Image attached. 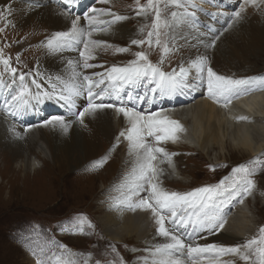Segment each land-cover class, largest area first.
Instances as JSON below:
<instances>
[{"label":"rangeland","instance_id":"1","mask_svg":"<svg viewBox=\"0 0 264 264\" xmlns=\"http://www.w3.org/2000/svg\"><path fill=\"white\" fill-rule=\"evenodd\" d=\"M19 1L25 4L24 0ZM57 1H60L62 7L69 11L70 4L66 5L63 0ZM29 2L35 5L39 4V0ZM197 2L195 0H180L183 7H177L171 0H161V44L157 45L155 37H153L152 45L149 46L148 43L134 45L131 41L147 39V33L151 30L154 14L150 11L147 15L137 16L136 0H111V6L103 9L110 8L113 12L128 17V19L120 21L127 26L122 27V35L124 36L116 39H104L107 40L109 45H112L108 48H101V56L98 62L101 67H99V70L105 74L112 65H121L136 59L135 53L141 51L147 54L154 65L158 66L160 63L163 66L165 64L166 67L169 66L168 70H170L171 63L174 62L173 65H178L181 61L180 58L178 59L179 56H182L183 59V53H190L191 50H196L197 45H200V43L208 42L209 48H212L210 49L209 59L214 68L216 67L222 73L227 72L229 69V76L235 79L256 78L257 76L263 79L264 3L257 0L256 5H246L245 11L241 13L242 20H235L232 18L233 15H230L228 16L230 20L227 19L220 24L221 29H224L221 31L222 34L218 33V35L222 36L226 32L224 34L226 39H223V42L229 44L227 50L224 44L219 46L216 39L212 38V36H218L216 33L206 31V34L200 30V25L210 24L205 14L201 17L183 15L182 18H177V20L172 18V12L182 14L186 11L191 14L195 13L196 6L197 9L202 8L203 10H205L206 5L212 6V3ZM216 2L217 5H223L230 1L216 0ZM139 3L144 5L147 0H139ZM237 3L240 6L242 2ZM166 4L167 7H165ZM238 10L236 7L234 12ZM0 11L5 13V17L0 19V29H3L0 31V55L10 61V68L7 70L5 65L0 62V103L13 104L12 112H20L23 111L20 110L23 107L28 109V105L21 104L19 110H17L16 103L19 102L9 103L12 96L20 95L18 93L19 75L14 77L11 68H16L18 73H30L27 76L33 80V75L40 71V61L44 59L47 50H49L47 46L48 39L56 32L63 31L37 15L32 14L30 17H25L22 8H15L11 11L8 4H4L2 1H0ZM86 13H91V11L88 9L82 15L74 14L73 16L84 18ZM100 15L104 17V14ZM189 16L191 19L195 18L197 20V25L191 24L190 26L187 21ZM165 20L168 22V27H163ZM178 22H181L178 24L180 31L173 32L176 27L173 25ZM83 24L85 26V22L82 23V26ZM247 26L248 28H246ZM128 30H132V32L135 30L133 36L129 35ZM233 38H235L234 41ZM213 39H215L214 46H212ZM165 43L170 49L166 53L163 51ZM118 48L129 50L120 52L117 51ZM224 50L229 53L222 55L225 52ZM224 56L226 57L224 58ZM38 80L42 79L39 78ZM36 85L40 88L38 84ZM23 101L28 103L26 100ZM29 112L32 113V111ZM30 113L27 115H31ZM53 114L64 115V112L53 110L49 111L47 116L51 117ZM40 121H44V117H34L29 123ZM102 138L101 155L96 161H99L97 162L99 166L104 164L103 169L97 165L88 166L90 161L79 160L81 163L79 161L74 163V160H72L67 165H56L52 163V160H47L46 164L40 169L39 174L32 170L25 171L21 163L22 155H15L11 147L0 144V264H37L38 261L41 264H58L53 255L54 253L56 256L63 254L61 258L63 264H68L70 261H75L76 264H84L85 259H87L88 264H97V262L99 264H120V258L123 259L124 264H145V258L147 264H152L154 257L149 251H145L146 248L151 249L152 247L148 246L143 240L130 239L124 242L111 239L114 241L110 242L102 239H109L103 227L104 225L100 221V216L105 213L104 206L107 205L104 204L106 197L103 196L102 189L113 178L111 164L117 165L114 162L121 163L122 160L110 155L115 151V147L113 144L108 145L104 136ZM24 142L26 147L23 149L29 152L30 145L23 138L22 143ZM175 143L183 156L178 164L184 176L180 178L182 183H177L176 181L179 180L173 179L174 183H171L169 187H173L172 191L180 193L190 192L207 185L214 186L221 180L225 181L224 186L226 187V183L232 184L242 175L233 172L234 168L253 164V160H258V156L264 153L262 151L256 156H250L230 149L223 152L217 159L214 152L207 155L204 153L205 151L200 152L190 145H179L177 141ZM54 148L59 154V149L56 146ZM125 149L126 146L121 150ZM219 161L227 164H221L217 167L205 166ZM38 164L42 166L43 162L39 161ZM79 164H81L80 169L72 172L71 169L76 168L75 166L79 167ZM247 169L252 172L249 178L255 182V186L260 185L264 188V166H251ZM184 177L185 179H183ZM104 184L107 185L104 186ZM262 193L264 195V192ZM259 201L256 204L255 200L249 202V218L251 219L250 230L248 229L249 234L247 236L244 234L245 240H242L238 245L243 244L250 234L253 237L260 236L259 229L264 226V196ZM236 216L237 213L230 215L229 219L226 220L227 222L224 221V225L226 226L232 218L235 220ZM78 219H84L85 221L83 233L78 230L79 225L76 223ZM89 222L91 226H89ZM255 226H257L256 231L254 230ZM59 230H64V233H67L65 238L61 239L60 237H63L61 235L58 237ZM187 232H184V234ZM61 244L65 245L66 248H59ZM113 247H115V252ZM243 262V260L238 259L235 264H245Z\"/></svg>","mask_w":264,"mask_h":264},{"label":"bare ground","instance_id":"2","mask_svg":"<svg viewBox=\"0 0 264 264\" xmlns=\"http://www.w3.org/2000/svg\"><path fill=\"white\" fill-rule=\"evenodd\" d=\"M0 1L4 4H8L11 11L15 8H22L25 17H30L33 14L37 15L39 18H43V20L46 19L63 32L71 28V19L76 18L73 16L74 14L82 15L88 9L91 11V9L95 7L103 9L111 6V0H108L106 4L100 3V0H72L69 7L70 10L68 11L62 7L61 2L57 0H39L38 5L32 2L30 3L29 1L31 0H24L23 2L25 4L20 3L19 0ZM195 1H198L197 3H199V1L200 3L203 1L206 4L212 3V6L206 5L205 10L202 8L197 9L196 6L194 14L199 17L205 14V17L210 21L209 25L202 24L199 26L202 32L206 33V31H208L209 33L210 31L217 35L218 33L222 34L221 31L224 29H221L220 24L222 22L224 23L227 19L230 20L228 16L233 15L236 7L239 9L240 6L237 2H243V0H229L230 2L226 4L217 5L216 0ZM98 18L111 20V17L107 15L102 17L99 14ZM190 19L189 16L187 21L190 23V26L191 24L195 25L197 20L192 18L190 21ZM83 22H85V26L84 24L82 26ZM123 23L118 21L107 27V31L94 32L93 39L107 42V40L104 39H116L124 36L122 35V27L127 25ZM179 23L181 22L173 25L176 26L173 32L180 31L178 27ZM79 25L84 28L88 26L87 21L82 16L80 17ZM106 26L108 25H105V27ZM246 28H248V26ZM128 32L129 35L133 36L132 34L135 30H133V32L132 30H128ZM224 34L222 36L218 35V39L215 36H212V38L216 39L217 45L219 44L220 46L224 44V47H226L225 49L228 50L227 45L229 44L223 42V39H226L224 38ZM176 35L178 36V34ZM234 39L235 38H233V41ZM81 49L82 44L72 42L68 46L56 51L47 50L46 56L40 61L41 68L39 75H33V80L29 76H26L23 83L19 81L18 93H20V95L22 94L23 100L28 101V103L25 101L22 103L24 106L28 105V109L23 107V109H20L23 111H15L16 114L13 115V104L7 105L0 103V144L11 147L15 155H22L21 163L25 171L32 170L36 174H39L40 169L46 164L47 160H52V163L56 165H67L72 160H74V163L79 160L85 162L90 161L88 164L89 166L91 163H96L98 165L99 163L97 162L99 161H96V159L101 155V140H103L102 137L104 136L107 144H113L115 147V151L110 153V155L116 156L117 159L122 160L121 163L117 161L114 162L119 166L111 164L112 167H110L112 168L113 178L109 180L110 185L104 184V186H107L102 189L103 196L106 197L104 199V204L107 205L104 206L105 213L100 216L101 224L104 225L103 227L106 235L111 239L113 238L120 241H127L130 239L143 240L148 246L153 247L155 244L165 241L162 237L156 235L155 229L157 226L151 213L142 210L133 211L126 206H118L120 205V201L123 200L130 191L132 177L129 174L137 159V155L131 153L129 150V142L125 138L119 136L121 131H125L130 126L128 120L122 114L117 113L115 108H107L98 110L91 116H86L84 125H81L74 115H68L69 108L65 105L64 101L56 98L62 90L66 94L67 90L73 85L79 86L82 83L81 77L77 74H86L89 76H92L93 73L103 74L102 71L99 70L101 66L100 63H98L99 57L101 56V49H97L95 58L89 61V63L94 65L93 68L89 69H84L82 67L83 60L79 55ZM210 49L212 48H209L208 42L200 43V45H197L196 50H191L190 53L183 55V60L180 65L173 69L177 73L181 66L189 70L188 75L183 77V85L179 88L180 93L178 95L173 94L172 97H169V91L159 90L156 80L148 77L133 84L123 86L117 85V87L120 88L119 98H117L116 95L112 94L111 83L105 80V84L100 85V87L108 88L109 94L103 98V102L112 103L117 106L132 107L136 111L143 112L145 115L152 112H160L163 116L179 121L184 129L178 133L179 139L176 141L179 145L183 144L184 146V140H186L189 143L188 145L192 148L200 152L203 150L207 155L214 152L217 158L222 155L223 152L232 149V151L243 152L244 155L256 156L264 151V78L261 79L258 77L257 82L253 83L251 87H248V85L241 86L240 93L231 98V103H228L227 107L224 106L225 100L223 98L215 99L208 94L207 84H203L199 91L191 90L189 85H193L197 82L201 83L202 81L198 79L196 70L191 67V62L200 56H206L208 65L218 74L229 76V69L227 72L222 73L216 67V69L213 67V63H211L209 59L211 54ZM228 53L229 52L225 51L222 55H227ZM225 57L226 56H224V58ZM69 61L72 63L69 64ZM128 62L118 66L126 65ZM160 68L165 73L173 72V70L171 72L166 70L167 67L165 64ZM39 78L42 80H38ZM93 78L96 80L99 79V77ZM36 84H38L40 88H38ZM94 91H97V89H94ZM49 95L53 98H47ZM142 98L144 100L141 102ZM96 102L100 101L97 100ZM85 105V96L77 97L75 98V106L71 110L73 112H78L82 110V107ZM53 110L63 111L65 119L71 122V127L67 132H64L59 126H53L51 124L45 126L43 121L34 122L32 124L29 123L34 117H44V120L50 119L52 116L57 115L53 114L51 117L47 116L48 112ZM29 111H32V113ZM28 113L31 115H27ZM241 116L247 117V119H238V117ZM25 129L28 130L25 131ZM254 132H256V134H254ZM17 133H19V135H17ZM255 135L257 136L255 137ZM21 138L27 140V143L30 145L29 152L23 149L26 147V144L25 142L22 143ZM149 142H153L154 144V138H149ZM55 146L59 149V154L55 151ZM124 146H126V149L122 151L121 149ZM160 146L164 147L169 153H175V155L171 156V159L177 164V160L183 158L182 153H180L181 151L176 147L177 145L175 146L172 142H162ZM161 159L164 158L159 157L155 163L165 172L166 168L164 166L167 164L166 161L161 163ZM39 161L43 162L42 166H39ZM80 161L79 163H81ZM103 165L104 164L100 165L101 169L104 168ZM78 166L79 167L75 166L76 168L73 170L71 169V171H78L81 164ZM178 169L180 176L183 177L184 174L179 164ZM169 174H171V171ZM185 177L183 179H185ZM168 184L170 185L171 183ZM168 184L166 183V185ZM167 187L170 188L169 186ZM242 192L243 191L240 192L239 189L235 188L230 194L222 191L215 198L214 214L221 217L222 222H224L229 219L231 211L235 209V213H237L235 220L232 218L226 226L224 225L223 229L212 233L209 232L207 227H197L195 229L189 227L188 229L192 233V236L190 237L191 239L186 238L185 241L191 242L192 240L195 243L201 244L215 243L226 247L236 246L238 243L242 242V240L244 241L245 239L243 236L244 234H246V236L249 234V227L251 226L249 225L251 221L249 218V202L252 200H249L245 204L246 194L241 195ZM140 194L142 196L147 195L143 191H141ZM241 200H243V206L239 207L237 204L240 203ZM259 200L260 199L256 198L255 204L257 202L259 203ZM180 259L184 261L185 264H192L186 253L181 254ZM220 259L233 260L235 264L239 257L230 254L222 256ZM59 264H63V260L60 259Z\"/></svg>","mask_w":264,"mask_h":264},{"label":"snow or ice","instance_id":"3","mask_svg":"<svg viewBox=\"0 0 264 264\" xmlns=\"http://www.w3.org/2000/svg\"><path fill=\"white\" fill-rule=\"evenodd\" d=\"M68 5L72 0H63ZM177 7H183L180 0H171ZM264 3V0H260ZM100 3H108V0H100ZM137 3V16L147 15L150 11L154 14L151 30L147 33V39L132 40L134 45H144L148 43L152 45L153 37L155 43L161 44L160 28L162 20L161 0H147V3L141 5L139 0ZM256 5L257 0H243L240 4L239 10L233 13V19L239 20L241 13L245 11L246 5ZM167 7V4L165 5ZM70 10V9H69ZM67 14V13H66ZM99 14L110 16L111 20H102L98 18ZM183 15L194 16V13L188 14L172 12L173 19L182 17ZM5 17L4 11H0V19ZM87 21V28L80 27V17L71 19V28L65 32H56L47 41V46L50 50L56 51L62 49L72 42L82 44V49L79 55L83 60L82 67L84 69L93 68L94 65L89 63L90 60L95 58L97 49L111 47L106 41L93 39V33L97 31H107L105 25H111L118 21L128 19L126 16L119 15L113 12L110 8L99 9L92 8L91 13L85 14ZM163 27H168V22L165 20ZM231 27V25H229ZM3 29H0L2 31ZM143 30V29H141ZM218 39V37H217ZM215 45V40L212 46ZM127 48H118L117 51L126 52ZM170 49L165 43L163 51L166 53ZM136 59L128 62L126 65L118 66L112 65L107 69L105 74L93 73L92 76L86 74H77L81 77L82 83L79 86L73 85L67 90V93L62 90L57 95V99L64 101L68 106V115H74L76 120L81 125H84L85 117L95 114L98 110L115 108L117 113L122 114L129 122V127L125 131H121L119 136L125 138L129 142V150L131 153L137 155V159L133 165L132 171L129 174L132 177L131 187L126 197L120 201L118 206H126L127 208L135 211L142 210L150 212L156 224L155 233L157 236L162 237L165 242L155 244L151 249L146 248L154 257L152 264H185L180 259L181 254L187 255L192 264H234L233 260H221L220 257L231 254L232 256L239 257L245 264H264V226L259 229L260 236L247 239L243 244L236 246H223L215 243H195L186 242L183 238L181 229L185 231L192 227H207L210 233L223 229L224 222L222 218L215 215L213 212L215 198L223 189L224 180H221L217 185H207L196 188L190 192L180 193L176 191L165 190L159 181V176L163 170L160 169L155 163L159 157L161 163L167 161L171 163V156L175 153H169L164 147L160 146L162 142L172 141L175 142L179 139L178 133L183 131V126L177 120H172L167 116L161 115L160 112H152L145 115L143 112L136 111L132 107L117 106L112 103H104L103 98L109 94L108 88H101L100 85L105 84V80L111 83L112 94L119 98L120 88L117 85L133 84L143 78L151 77L157 82V88L161 91H175L183 85V77L188 75V69L181 66L177 73L173 70L172 73H165L160 67L154 65L148 58L147 54L143 51L135 53ZM0 62H2L6 70L10 68L9 59L3 58L0 55ZM72 62L69 61V64ZM79 63V62H77ZM191 67L196 70L197 77L200 80L206 79L207 92L215 98H223L225 100L224 106L227 107L231 103V98L237 96L241 91V86L250 85L253 83L254 78H241L234 79L230 76L218 74L208 65L206 56H200L191 62ZM11 73L15 77L19 75L21 83L25 81L27 75L30 73H18L16 68H11ZM206 73V75H205ZM36 75H39L37 72ZM93 77H99L98 80ZM15 82V81H13ZM35 82V81H33ZM86 88V92H85ZM97 89V91H94ZM155 91V89H154ZM85 96L86 105L82 110L73 112L71 109L75 106V98ZM47 98H53L49 95ZM99 100L100 102H96ZM12 102L16 103L17 110L24 101L22 94L12 96ZM15 115L16 113H12ZM240 120L247 119V117H238ZM45 126L51 124L59 126L64 132H67L71 127V122L65 119L64 115H54L50 119L44 120ZM28 129H25L27 131ZM19 135V133H17ZM149 138H154L155 143H150ZM233 172L241 173L233 187L239 183L243 187L241 195L251 194L255 188V182L249 177L252 175L247 168L243 166L234 168ZM227 179V178H225ZM143 191L146 196L140 193ZM242 202V200H241ZM79 225L78 230L84 232V219L76 221ZM89 226H91L89 222ZM189 237L192 236L188 232ZM59 248L65 249V245H59ZM115 252V247H113ZM59 264L61 256L53 254ZM79 255V254H77ZM255 257V259H253ZM37 264H41L40 261ZM68 264H76L75 261H70ZM84 264H88L85 259ZM99 264V262H97ZM120 264H124L120 258ZM145 264L147 259L145 258Z\"/></svg>","mask_w":264,"mask_h":264}]
</instances>
